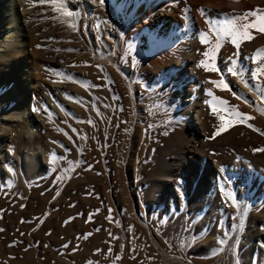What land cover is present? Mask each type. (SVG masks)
<instances>
[{
  "label": "bare ground",
  "instance_id": "obj_1",
  "mask_svg": "<svg viewBox=\"0 0 264 264\" xmlns=\"http://www.w3.org/2000/svg\"><path fill=\"white\" fill-rule=\"evenodd\" d=\"M200 9L255 10L239 22L253 25L251 38L223 40L205 57L217 34ZM260 28L264 0H0V203H26L47 177L70 187L80 169L70 158L85 149L93 176L117 181L135 217L203 234L198 253L237 225L228 240L245 264H264V152L244 146L251 135L264 149V99L251 87L264 89V71L253 79L264 69ZM233 60L243 77L229 73ZM106 198L119 207L115 189Z\"/></svg>",
  "mask_w": 264,
  "mask_h": 264
},
{
  "label": "rangeland",
  "instance_id": "obj_2",
  "mask_svg": "<svg viewBox=\"0 0 264 264\" xmlns=\"http://www.w3.org/2000/svg\"><path fill=\"white\" fill-rule=\"evenodd\" d=\"M18 124L25 126L23 122ZM26 125H31V122ZM244 138L246 147L256 148L253 146L258 145L257 149H260L263 146L258 139L254 140V136L246 135ZM68 143L65 137L63 142L54 143L53 161L60 163L66 160L65 156H61V159L59 155ZM87 146L86 143V149H89ZM83 150L82 159L77 160L76 155L70 158L72 168H80L76 169L79 179L70 187H62L55 177H47L32 186L26 203L15 200L5 208L6 202L1 201L0 229L3 231H0V264H180L181 260L182 264H235L237 259L239 264H245L236 246L230 242L234 232L238 233L237 225L231 231L227 228L228 232L221 230L220 236L224 238L225 234L227 240L225 245L220 244L222 237H218L210 253L199 254L194 251V246L204 240L203 234L197 238L192 232L181 231L182 236L179 231L171 229L170 223L156 224L154 217L142 215L144 218H137L132 215L130 204L121 195L118 182L112 185L106 176H93L90 156ZM29 153L32 155L33 152ZM146 165L143 159L140 171ZM113 189L119 207L112 198H106ZM184 220L180 218L179 222L183 223ZM190 220L198 223L199 220L205 221V218L187 215L186 221ZM229 231L232 235H229ZM219 245L217 250L216 246Z\"/></svg>",
  "mask_w": 264,
  "mask_h": 264
},
{
  "label": "snow or ice",
  "instance_id": "obj_3",
  "mask_svg": "<svg viewBox=\"0 0 264 264\" xmlns=\"http://www.w3.org/2000/svg\"><path fill=\"white\" fill-rule=\"evenodd\" d=\"M44 0H41V3H43ZM104 0H100V3H103ZM200 12L202 15L207 17V10L206 9H200ZM257 13L255 10L249 12V13H245L243 16L240 15H235V16H228V15H224L222 14L219 17L216 18H212V17H207L206 19V23L209 25L210 29H214L216 34H217V42L215 44L214 47L209 48L208 51L202 53V55H204L205 57H209V56H215L216 53V49H218L221 46V41L226 40V39H231V42L233 44H235L237 47L238 42H237V38H251L249 35V32L247 31L249 28L253 27V25L251 24H240L239 22L242 20H247L249 16H255ZM66 15L71 16L72 12H67ZM55 18V17H53ZM260 31L264 32V28H260ZM201 36L204 38V40H207V34L205 33H201ZM66 51H76L73 49H68ZM233 55H238V53H234ZM231 59V58H230ZM201 64L205 67H207V64L205 61H201ZM237 69V62L235 60L232 61V65L231 67L228 69L229 73L232 75H238L243 77L245 75L243 66H240L239 71L236 70ZM213 71H215L216 69L213 68ZM264 71V69H254L253 70V79H256V76L259 72ZM223 75V74H222ZM215 83V82H213ZM221 83L223 84V88L224 89H229V85L227 83H224L223 81H221ZM252 89L254 91H257L258 93L261 94V98L264 99V89L261 88H257L255 86V84H253ZM234 95L236 96L237 99H244L245 102L250 103V104H255L254 101H247L244 97H241L239 93H234ZM257 110L260 111L262 114H264V109H260L257 106ZM242 117L246 114H239ZM249 119H251V117H248ZM219 132L216 133V135H218ZM254 151H260V152H264V149H254ZM229 203L236 205L238 202L235 199V197H231L229 196ZM217 227L219 228L220 225L218 224ZM262 228H264V226H262ZM0 231H3L2 229H0ZM228 234H226L227 236ZM226 243V237L222 238L220 240V244L223 245ZM235 264H239V260L237 259L235 261Z\"/></svg>",
  "mask_w": 264,
  "mask_h": 264
}]
</instances>
